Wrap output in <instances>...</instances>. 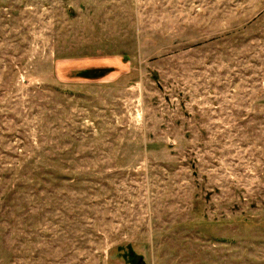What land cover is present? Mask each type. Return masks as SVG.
Here are the masks:
<instances>
[{
	"label": "rangeland",
	"instance_id": "1",
	"mask_svg": "<svg viewBox=\"0 0 264 264\" xmlns=\"http://www.w3.org/2000/svg\"><path fill=\"white\" fill-rule=\"evenodd\" d=\"M0 264H264V0H0Z\"/></svg>",
	"mask_w": 264,
	"mask_h": 264
}]
</instances>
